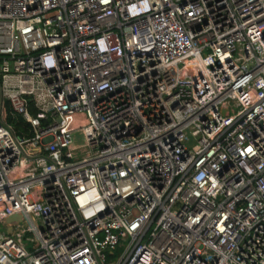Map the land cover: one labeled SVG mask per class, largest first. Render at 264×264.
<instances>
[{"label":"built area","instance_id":"2783aa9c","mask_svg":"<svg viewBox=\"0 0 264 264\" xmlns=\"http://www.w3.org/2000/svg\"><path fill=\"white\" fill-rule=\"evenodd\" d=\"M0 264H264V0H0Z\"/></svg>","mask_w":264,"mask_h":264},{"label":"trees","instance_id":"16d2710c","mask_svg":"<svg viewBox=\"0 0 264 264\" xmlns=\"http://www.w3.org/2000/svg\"><path fill=\"white\" fill-rule=\"evenodd\" d=\"M32 111L35 112L36 109L34 107H32ZM10 120L13 122L18 133H20V134H23L25 132H27V134L32 133V131L30 130L29 123L26 122V120L20 114L10 116Z\"/></svg>","mask_w":264,"mask_h":264},{"label":"rangeland","instance_id":"374dc122","mask_svg":"<svg viewBox=\"0 0 264 264\" xmlns=\"http://www.w3.org/2000/svg\"><path fill=\"white\" fill-rule=\"evenodd\" d=\"M74 137H75L74 145H79L85 142L84 136L81 131H78L77 133L74 132ZM118 250H120V248Z\"/></svg>","mask_w":264,"mask_h":264},{"label":"water","instance_id":"95a60500","mask_svg":"<svg viewBox=\"0 0 264 264\" xmlns=\"http://www.w3.org/2000/svg\"><path fill=\"white\" fill-rule=\"evenodd\" d=\"M17 217V215L10 216L8 219L11 220L13 218Z\"/></svg>","mask_w":264,"mask_h":264}]
</instances>
